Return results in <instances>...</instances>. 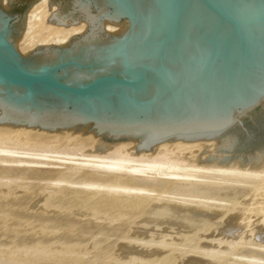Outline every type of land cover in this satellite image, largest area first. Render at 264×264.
Returning a JSON list of instances; mask_svg holds the SVG:
<instances>
[{"label":"water","instance_id":"water-1","mask_svg":"<svg viewBox=\"0 0 264 264\" xmlns=\"http://www.w3.org/2000/svg\"><path fill=\"white\" fill-rule=\"evenodd\" d=\"M37 1L0 0V127L132 142L131 156L264 131V0H48L22 54Z\"/></svg>","mask_w":264,"mask_h":264},{"label":"bare ground","instance_id":"bare-ground-1","mask_svg":"<svg viewBox=\"0 0 264 264\" xmlns=\"http://www.w3.org/2000/svg\"><path fill=\"white\" fill-rule=\"evenodd\" d=\"M47 3L48 0H38L26 14L25 29L16 45L23 54L34 49L43 35L46 19L56 10L51 6L48 11ZM107 29L117 30L112 26ZM3 139L22 143L24 140H48L52 144H77L81 154L65 153L51 159L50 154L43 152L29 158V155H16L10 147L13 144L6 146ZM231 141L230 136L209 142L177 140L158 144L148 153L131 156L127 151L133 147L132 142L110 144L103 143L100 137L94 139L92 134L80 135L72 131L50 134L24 127H0V162L2 166L8 163L15 166V163L22 164L20 159H31L23 164L56 169L49 183L54 189L67 186L72 192H106L125 201L140 200L139 217L114 252L116 259L125 261H121L123 264L127 261L134 264L164 261L170 264H233L232 261L239 260L240 251H244L247 233L254 234L255 240L260 241L256 245L254 238L252 240L257 249L251 248L252 245L250 248L252 252L258 251H254L255 254L246 247L249 254H254L252 259L247 258L256 261L261 257L259 253L264 255V131L241 144ZM86 145L90 146L89 153L82 151ZM208 145L212 150H208ZM200 149L205 151L203 158L199 156L191 161L185 155ZM76 214L86 216L84 210ZM251 215L254 220L249 223ZM197 235L199 238H194L197 242H190Z\"/></svg>","mask_w":264,"mask_h":264},{"label":"rangeland","instance_id":"rangeland-1","mask_svg":"<svg viewBox=\"0 0 264 264\" xmlns=\"http://www.w3.org/2000/svg\"><path fill=\"white\" fill-rule=\"evenodd\" d=\"M3 140L6 146L13 144L10 147L17 152L16 155L21 154L26 157L29 155V158L43 152L50 154L51 159H56L57 156L65 153L78 156L81 152L77 144L76 146L61 142L52 144L48 140H24L25 143H22L23 141L12 142L11 139L10 144L6 139ZM5 141L9 143L6 144ZM208 146L210 147L209 149L206 146L208 150H212V146ZM88 147L90 146H84L82 151L89 153ZM206 147L205 150H207ZM69 148L73 150H67ZM204 152L200 149L185 155L194 161L192 159L199 158V156L200 158L205 157ZM20 160L22 164L15 163V166L13 163L2 166L0 162V264H121V261L125 262L116 259L114 252L120 239L124 238L135 225L139 217L140 200L125 201L106 192H72L67 186L54 189L49 184L54 178L51 173L58 170L47 169V171L45 168L29 167L26 164L25 166L24 161L32 160ZM79 181L82 180L79 179ZM78 210H84L86 216H78L76 214ZM253 216L251 215L249 223L254 220ZM247 236H244L246 241L248 240V242L245 241L248 246L245 244L244 251L248 252L245 253L242 249L240 255L237 256H240L239 262L235 260L232 261L233 264H247V261L254 264L264 262L261 261L264 260L262 257L264 255L260 253L259 256L262 257L259 258L260 260H251V257L258 251L254 250V254L249 253L257 249L255 243L257 245L260 241L258 238L255 240L254 234L247 233ZM194 238L197 239L199 236L193 237L190 242L195 241ZM253 238L255 243L252 241ZM249 240L254 244H250ZM246 247H249L251 252ZM244 254L249 256L244 257ZM259 256L256 254L254 257ZM126 263L134 264L129 261ZM157 264H170V262L164 261Z\"/></svg>","mask_w":264,"mask_h":264}]
</instances>
